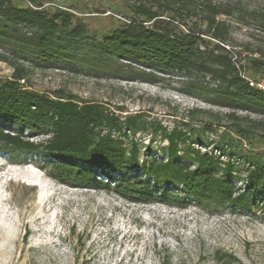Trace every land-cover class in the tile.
Listing matches in <instances>:
<instances>
[{"label":"trees","instance_id":"1","mask_svg":"<svg viewBox=\"0 0 264 264\" xmlns=\"http://www.w3.org/2000/svg\"><path fill=\"white\" fill-rule=\"evenodd\" d=\"M52 1L0 0V46L12 52L10 56L0 53V60L12 67V76L0 80L2 148L43 154L49 174L56 180L112 190L131 201L160 198L168 195L170 185H178L185 197L213 207L250 209L258 202L264 206V154L240 151L228 131L217 142L225 160L191 145L202 142L193 136L199 131L190 123L196 120L193 113L208 110H192L181 127L171 129L147 122L141 113L121 119L104 104L81 100L63 89L49 94L29 88L27 70L11 58L19 50L39 63L78 61L98 70L141 63L144 81L157 83L162 74H178L186 79L187 93L210 104L264 114V91L242 76L244 70L254 75L264 72V49L250 50L244 56L245 64H238L230 44V24L219 17L241 13L243 8L237 2L160 0L150 6L147 0H140L130 6L131 15L96 36L88 34L72 12L45 6ZM194 18L205 25L204 30L179 27ZM226 116L233 120L228 129L250 143L255 139L254 129L264 124L235 112ZM247 120L251 123L246 124ZM6 125L20 131L10 132ZM203 128L213 129L209 124ZM23 129L48 136L33 141L22 135ZM148 129L166 140V146L160 148L164 156L146 155L141 163L138 144L131 141L126 145L124 138L127 131L134 135ZM182 156L189 162H180Z\"/></svg>","mask_w":264,"mask_h":264},{"label":"rangeland","instance_id":"2","mask_svg":"<svg viewBox=\"0 0 264 264\" xmlns=\"http://www.w3.org/2000/svg\"><path fill=\"white\" fill-rule=\"evenodd\" d=\"M158 1L146 3L153 6ZM213 1L237 2L243 8L241 13L219 16L230 24L234 58L243 65L250 50L264 49V0ZM139 2L53 0L45 6L72 12L75 20L85 24L88 34L98 36L131 15L130 6ZM196 20L186 19V25L179 27L204 30L205 25ZM0 53L12 54L2 46ZM13 54L11 58L27 70L29 88L49 94L63 89L81 100L104 104L121 119L141 113L147 122L168 129L174 125L181 127V121L192 110L201 108L209 112L193 113L196 120L190 121L199 129L193 136L202 140L191 144L195 148L219 154L217 142L228 131L240 151L264 154V124L254 129L255 139L250 143L228 129L233 120L226 116L235 112L264 121V114L210 104L187 93L186 79L178 74H162L157 83H150L140 74L144 69L141 63L98 70L78 61L45 64L19 50ZM243 74L259 77L246 70ZM11 76L12 67L0 60V80ZM204 124L213 129L203 128ZM5 129L20 131L13 125H6ZM21 133L33 141L48 136L28 129ZM127 134L125 144L131 141L138 144L141 163L146 155L164 156L160 148L166 146V140L159 134L151 133L150 129ZM221 158L225 160L227 156ZM179 161L189 162L183 156ZM49 172L43 154L8 151L0 146V264H264L261 202L252 204L250 209L213 207L185 197L178 185H170L168 195L160 198L131 201L112 190L63 183ZM98 177L107 180L102 175ZM221 254L226 256L222 260L217 258Z\"/></svg>","mask_w":264,"mask_h":264},{"label":"built area","instance_id":"3","mask_svg":"<svg viewBox=\"0 0 264 264\" xmlns=\"http://www.w3.org/2000/svg\"><path fill=\"white\" fill-rule=\"evenodd\" d=\"M227 47V46H226ZM242 76L245 78V79H247L248 80V82H249V84L251 85V86H254V87H256V88H258V89H260V90H263L264 91V72L263 73H261L260 75H259V77H257V78H251V77H248V76H246V75H244L243 73H242ZM217 151L219 152V154H216V155H219V156H223V154L221 153V151L220 150H218L217 149ZM211 152V151H210ZM209 152V153H210ZM221 153V154H220ZM215 155V154H214ZM220 157V158H221ZM222 159V158H221Z\"/></svg>","mask_w":264,"mask_h":264}]
</instances>
